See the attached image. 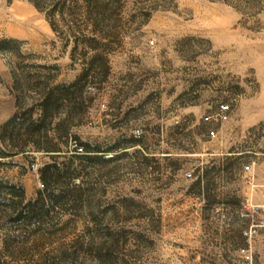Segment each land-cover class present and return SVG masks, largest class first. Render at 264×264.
<instances>
[{
    "label": "rangeland",
    "instance_id": "obj_1",
    "mask_svg": "<svg viewBox=\"0 0 264 264\" xmlns=\"http://www.w3.org/2000/svg\"><path fill=\"white\" fill-rule=\"evenodd\" d=\"M259 185L264 0H0V264H243Z\"/></svg>",
    "mask_w": 264,
    "mask_h": 264
},
{
    "label": "built area",
    "instance_id": "obj_2",
    "mask_svg": "<svg viewBox=\"0 0 264 264\" xmlns=\"http://www.w3.org/2000/svg\"><path fill=\"white\" fill-rule=\"evenodd\" d=\"M231 111V105L226 102H220L215 111L206 114L203 117V121L205 123H222L228 119L229 113ZM207 135L210 137L215 136V131L210 129L207 131ZM254 162H251V164ZM251 164H246L242 167L244 172L251 171ZM186 177H191V172L185 173ZM250 185L252 188H257V184L255 183L254 176L250 178ZM260 188H264V185H259ZM245 210L248 216H251L252 220L248 227V229L244 232L247 235V245L241 248L242 252V262L243 264H255L256 258L254 256L252 245H251V237L255 235L260 228L264 229V199L259 202H253L252 198L249 197L246 199Z\"/></svg>",
    "mask_w": 264,
    "mask_h": 264
},
{
    "label": "trees",
    "instance_id": "obj_3",
    "mask_svg": "<svg viewBox=\"0 0 264 264\" xmlns=\"http://www.w3.org/2000/svg\"><path fill=\"white\" fill-rule=\"evenodd\" d=\"M35 5L38 6L37 3H35ZM3 154H5V155H9V154H10V151H8V150H4V153H3Z\"/></svg>",
    "mask_w": 264,
    "mask_h": 264
}]
</instances>
